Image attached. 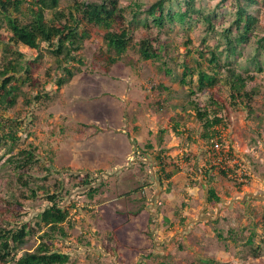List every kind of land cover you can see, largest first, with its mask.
<instances>
[{
	"label": "rangeland",
	"instance_id": "374dc122",
	"mask_svg": "<svg viewBox=\"0 0 264 264\" xmlns=\"http://www.w3.org/2000/svg\"><path fill=\"white\" fill-rule=\"evenodd\" d=\"M33 1L5 14L28 22ZM155 1L119 0L111 29L128 30L131 44L114 64L96 20L80 17L72 61L51 52L55 42L38 50L11 45L2 25L0 71L22 62L30 72L27 80L19 73L16 103L0 104V226L34 228L55 194L72 228L65 224L66 238L48 244L68 264H264V71L250 60L264 34V3L252 7L259 23L248 45L226 63L253 77L243 90L250 98L233 101L221 81L198 89L196 62L209 68L201 44L212 50L222 40L196 22L156 26L145 14ZM72 7L59 0L55 10ZM230 19L219 18L216 32ZM144 40L157 58L142 59ZM64 67L73 77L59 87ZM195 107L220 118L213 141L201 137ZM27 153L31 163L17 167ZM39 235L27 237L26 250Z\"/></svg>",
	"mask_w": 264,
	"mask_h": 264
},
{
	"label": "trees",
	"instance_id": "16d2710c",
	"mask_svg": "<svg viewBox=\"0 0 264 264\" xmlns=\"http://www.w3.org/2000/svg\"><path fill=\"white\" fill-rule=\"evenodd\" d=\"M73 7L65 14L62 11H56L59 0H36L33 3H27V8L31 18L28 22L20 20L18 17H12L5 13L12 9L13 12L20 13L21 6L25 0H0V29L3 24L10 33L9 43L13 46L23 45L29 49L38 50L40 44H47L52 47L55 42V48L51 52L58 56L65 53V60H74L72 53L78 51V31L80 29V20H96L99 26L105 31L103 40L106 48L113 52L114 57L109 59L111 64L117 62L131 44V34L128 30L123 29L120 32L113 31L112 24L115 18L120 14L119 0H101V3L70 0ZM199 0H157L145 10L147 17H151L156 26H163L165 23L172 25L180 23L182 25L191 24L193 22L200 23L205 26V36L216 37L222 42L215 44L210 50L205 46V41L201 44V56L205 53L209 54L208 70H204L200 62H196L199 69L198 73V89L203 90L212 88L217 81H221L228 86L230 97L233 101L236 97H247L250 95L244 92L247 81L252 80V76L243 77L236 68L228 63V58L238 56L243 47H246L250 38L254 35L258 18L252 13L253 5H257L264 0H218L212 9L197 6ZM175 3V4H174ZM174 5L177 9L174 10ZM35 6V7H34ZM142 8L141 5H136ZM226 10L227 13H224ZM47 12L51 13V17L47 18ZM47 13V14H46ZM230 19V24L224 27L220 32H216L215 25L224 19L225 15ZM135 16V13L133 15ZM144 18V21L147 20ZM220 18V20H219ZM219 20V21H218ZM85 34L80 36L84 38ZM65 50V52H63ZM260 51L264 53V34L256 41V48L250 59L256 63L258 72L264 71L259 62ZM139 52L143 60L155 59L158 54L144 40L140 42ZM21 56V54H18ZM264 60V59H263ZM220 70L224 75L220 76ZM23 71L26 74V80L29 76V66L16 62H9L7 66L0 71V104L2 106H13L16 103L20 90L19 73ZM66 78L62 77L56 81L57 86H62L67 80L73 77L70 68L64 67L62 70ZM12 73V74H10ZM10 74V75H9ZM183 82V81H182ZM196 109V117L201 123V137L205 140L213 141L217 132L214 127L220 124V118L213 114L209 118L207 110ZM3 124L0 123L2 129ZM11 133V131H10ZM13 138V134L9 135ZM26 160L21 166L31 163V156L25 154ZM11 161V160H10ZM87 180V179H86ZM85 182H88L86 181ZM96 192V189L90 190V196ZM211 198L218 200L214 193L210 192ZM47 199L51 202L49 207L44 208L35 216L34 228H29L23 224L16 228H4L0 226V264H8L14 260L15 264H68L69 258L67 254L52 249L54 239H65L67 231L64 228H72L71 221L68 219L69 211L58 206L55 202L56 195H48ZM264 220V218H263ZM35 229V230H34ZM40 233L39 243L31 250H26L27 237Z\"/></svg>",
	"mask_w": 264,
	"mask_h": 264
}]
</instances>
